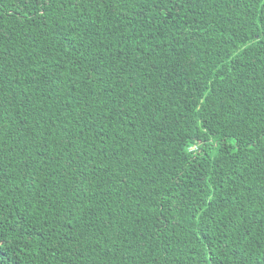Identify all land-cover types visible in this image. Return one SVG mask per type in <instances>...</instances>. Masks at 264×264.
Masks as SVG:
<instances>
[{"label": "trees", "instance_id": "trees-1", "mask_svg": "<svg viewBox=\"0 0 264 264\" xmlns=\"http://www.w3.org/2000/svg\"><path fill=\"white\" fill-rule=\"evenodd\" d=\"M0 264H264V0H0Z\"/></svg>", "mask_w": 264, "mask_h": 264}]
</instances>
